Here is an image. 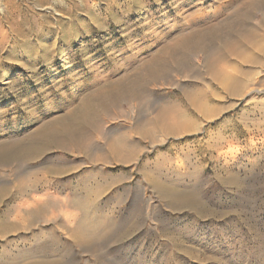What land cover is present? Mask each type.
I'll use <instances>...</instances> for the list:
<instances>
[{"label":"rangeland","instance_id":"obj_1","mask_svg":"<svg viewBox=\"0 0 264 264\" xmlns=\"http://www.w3.org/2000/svg\"><path fill=\"white\" fill-rule=\"evenodd\" d=\"M263 6L0 0V264H264Z\"/></svg>","mask_w":264,"mask_h":264},{"label":"bare ground","instance_id":"obj_2","mask_svg":"<svg viewBox=\"0 0 264 264\" xmlns=\"http://www.w3.org/2000/svg\"><path fill=\"white\" fill-rule=\"evenodd\" d=\"M263 7H264V6H263ZM242 19H244V18H242ZM259 25H260V24H259ZM241 27H242V26H241ZM248 27H249V26H248ZM242 28H243V27H242ZM251 28H252V27H250L249 29H251ZM244 29H245V28H244ZM247 29H248V28H247ZM249 29H248V30H249ZM253 29H256V28H252V30H253ZM257 29H259V28H257ZM257 29H256V30H257ZM256 30H255V31H256ZM259 30H260V29H259ZM242 31H243V30H242ZM244 31H245V30H244ZM246 31H247V30H246ZM246 31H245V35H246ZM255 31H252V32H254V34H255V33H256ZM249 32H250V30H249L247 33H249ZM243 34H244V33H243ZM250 34H251V35H249L248 37H250V36L253 37V36H252L253 34H252V33H250ZM240 35L242 36V33H240ZM247 35H248V34H247ZM243 36H244V35H243ZM235 37H236V36H235ZM238 37H239V35H238ZM238 37L235 38V39H238ZM246 37H247V36H245V37H243V38L247 39ZM252 39H253V38H252ZM233 40H234V38H233ZM238 40H239V39H238ZM238 40H236V41H238ZM247 40H250V38L247 39ZM234 41H235V40H234ZM239 41H240V40H239ZM243 41H244V40H243ZM245 42H246V41H245ZM245 42H244V44H245ZM236 43H237V42H235L234 44H236ZM250 43H251V42H250ZM253 43H258V42L255 41V42H253ZM253 43H251L250 46H253V45H252ZM239 44H242V42H241V43L239 42ZM247 44H248V42H247L245 45H243V44H242V45L246 47ZM242 45H241V47L243 48ZM256 45H257V44H255V46H253V48L256 47ZM248 46H249V45H248ZM239 47H240V46H239ZM243 49H244V48H243ZM245 49H246V48H245ZM245 49H244V50H245ZM261 51H262V49H261ZM206 54H207V52H206ZM205 56H206V55H205ZM212 57H213V56H210V58H212ZM206 58L208 59L209 56L206 57ZM249 58H251V57H249ZM208 60H210V59H208ZM214 60H215V57H214ZM260 61H261V60H260ZM260 61H259V62H260ZM205 62H206V61H205ZM207 62L210 63V61H207ZM211 62H212V61H211ZM213 62H214V61H213ZM216 62H217V61H216ZM218 62H219V61H218ZM214 63H215V62H214ZM235 69H236V68H235ZM239 69H240V68H239ZM240 70H241V69H240ZM216 71H217V70H216ZM218 71H219V70H218ZM220 71H221V70H220ZM220 71H219V72H220ZM225 71H226V70H225ZM225 71L223 72L224 75H225ZM227 71H228V70H227ZM227 71H226V72H227ZM213 72H214V71H213ZM219 72H217V73L219 74ZM240 72H241V71H240ZM215 73H216V72H215ZM227 73H228V72H227ZM213 74H214V73H213ZM221 74H222V73H221ZM229 74H233V73L229 72ZM238 74H239V73H238ZM215 75H216V74H215ZM233 75H234V74H233ZM235 76H236V75H234V77H235ZM215 78H216V76H215ZM217 78H220V79H221V77H219V76H218ZM217 78H216V79H217ZM220 79H217V80H220ZM235 79L237 80V78H235ZM233 80H234V78H233V76H231V75H230V76L227 75V76L223 77L221 81H222V84L224 85V87H223V85H222V87L225 88V86H226V89H228L227 86L229 85V87H231V86H230V83L233 82ZM238 80H240L239 77H238ZM234 81H235V80H234ZM218 82H219V81H218ZM235 82H236V81H235ZM218 84H219V83H218ZM236 84H237V83H236ZM219 85L221 86V84H219ZM233 85H234V84H232V86H233ZM206 86H207V85H206ZM235 86H237V85H235ZM235 88H236V87H235ZM235 88L233 87V89H235ZM256 89H257V88H256ZM256 89H255V90H256ZM235 90H236V89H235ZM253 90H254V89H253ZM201 92H202V91H201ZM255 92H256V91H255ZM203 104H205V103H203ZM203 104H202V105H203ZM203 107H204V105H203ZM199 108H201V105L199 106ZM199 108H198V110H200ZM201 109H202V108H201Z\"/></svg>","mask_w":264,"mask_h":264}]
</instances>
